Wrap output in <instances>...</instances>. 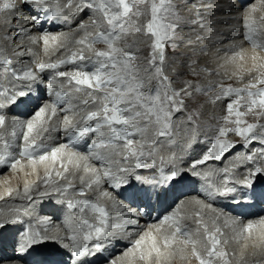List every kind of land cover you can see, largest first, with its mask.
I'll return each mask as SVG.
<instances>
[{
  "label": "snow or ice",
  "instance_id": "1",
  "mask_svg": "<svg viewBox=\"0 0 264 264\" xmlns=\"http://www.w3.org/2000/svg\"><path fill=\"white\" fill-rule=\"evenodd\" d=\"M49 0H22L24 6L34 5L38 9L45 12H50L51 17H63L66 21L69 19L68 12L65 9H74L75 13H90V23L80 22L78 30L84 32V37L74 42L79 45H84L92 50V55L84 54L83 49L78 52H72L69 57L61 59L55 63H39L37 69L43 73L46 69L56 70L67 63L76 64L77 61H88V65H77L73 72L55 71V77L66 78L72 88L66 89L63 93H57V101L49 105L38 107L34 112L32 119L26 122V131L22 134L23 145L20 148L18 155L22 158H28L33 168L37 163H43L49 159L56 162L60 157L67 155L69 162L73 157L78 160L88 161L89 158L99 162L104 168L103 178L113 190L122 187L128 183V176L133 174L130 166L124 167L122 163H127L130 158H135V168L154 167L152 165L140 163L141 158L153 155L151 149L153 145L158 143V137L170 136L173 128V116L185 111V97L192 99L194 93L203 94L205 89L194 85L190 81H185L184 86L177 89L172 87L173 81L165 73V44L170 43L174 50L178 45L175 40L177 37V28L179 27V15L177 5L174 0H67V3L62 7L57 3L55 8L48 7ZM256 9L253 8L252 11ZM16 11L14 0H6L0 5V13L8 12L11 14ZM141 17L145 18V23H139ZM39 20V17H34ZM244 27L248 31L244 34V39L254 46L260 45L254 40L251 25L247 17L243 20ZM89 27L99 29L95 35L87 31ZM201 27L203 25L201 24ZM25 34L29 33V29L21 28ZM143 35L151 40L150 53L147 57V66L138 64L136 52L131 49L133 44L127 43V37ZM65 36L64 33L60 34ZM5 39H13L5 36ZM49 34H45L42 39L46 46L49 44ZM32 42H37V37H32ZM71 38L65 36V43ZM53 42L57 41L56 36H51ZM103 43L106 48L104 50H95L93 45ZM124 46L121 47L120 45ZM63 47V45H61ZM234 47V46H233ZM31 51V49H29ZM17 56L24 55L23 52H17ZM243 59L240 53H236ZM255 60L256 58L253 57ZM6 64H11V60L5 61ZM89 65L91 70H87ZM261 67H264L262 65ZM251 72V70H249ZM194 75L198 73L193 72ZM211 74V73H210ZM219 75V73H216ZM16 83L12 85V90L3 88L0 91V129H3L8 121L3 114V110L9 106L25 104L29 98V92L25 91V87H29L32 82L38 80V76L30 69H25L22 74L13 73ZM53 78V82L55 81ZM242 79V77H240ZM154 82V87L151 85ZM19 85V86H18ZM53 85L49 83L48 87ZM221 92L215 99H229L233 95L235 99H229L226 105L228 113L223 119L232 127L220 126L218 128V136L211 143L209 150L199 161H195L191 166L194 170L198 165L205 164L209 159L221 160L225 153L235 148V142L222 139L229 132L241 137L244 141L243 147L247 148L248 144L253 141L258 142L261 147L254 152L248 153L240 157L242 161L253 163L245 175L242 183L244 187H253L254 180L261 175H264V124L248 123L244 117L249 113L264 119V73H259L252 77L248 84L243 88H234L231 85H219ZM61 88L64 84L61 83ZM83 94L81 96H74ZM74 99L77 103H74ZM211 102V101H210ZM67 104L66 109H61L65 113L73 112L74 114L83 113L80 119L76 122L69 115L63 116V131L69 133L67 143L60 144L57 147L49 148L43 143L42 133L48 132L50 129L46 127V119H51L56 115L58 105ZM82 105V107H81ZM49 107L51 111L49 112ZM245 111H241V109ZM199 113L194 111L186 116V123L191 124L193 128L196 126V119ZM234 116L235 119H230ZM12 136H16V128L24 127L23 124L12 121ZM257 129L260 131L257 132ZM152 131L153 135L149 136ZM35 132V135L33 133ZM76 134V135H72ZM91 136L87 145V154L80 156L77 152L66 153L64 150L68 147H75L79 141L85 137ZM139 136L137 140L135 137ZM40 140V143H37ZM0 141H5V134L0 131ZM175 143V141H172ZM5 141V147H7ZM191 145L189 144V147ZM120 157L121 159H117ZM257 157L261 162L257 163ZM172 165L167 174H161L159 180L153 179L147 181L157 186H171L177 181L182 173L175 166L176 156L172 155L167 158ZM8 157L0 159V163H6ZM163 161L164 158L162 157ZM20 161L12 158V162L6 166L15 168ZM64 167V165H61ZM79 167V164H77ZM67 172V167H64ZM84 172H91L95 175V180L88 183L81 177L82 187L78 190L81 197L86 196L85 188H91L93 184L100 185L101 175L98 169L90 167L87 163L84 166ZM225 173L228 169L223 170ZM58 176L61 174L56 173ZM194 175L203 176L208 179L214 173L210 170L204 173L193 171ZM65 177H62V179ZM135 179L140 180L138 175ZM144 181H142L143 183ZM45 191L41 193L43 196L50 198L63 196L65 192L73 188L71 183L66 185L55 184L49 189L48 178L43 181ZM230 181L227 176L220 185H213L214 192L209 191L208 196L221 195L229 196L235 192L234 187L229 186ZM167 189L165 188V191ZM25 193L30 192L29 185L25 183ZM39 191V189H38ZM11 195V190L8 191ZM102 195H109L107 192ZM159 195V194H158ZM29 201L32 196L28 195ZM61 204L64 201H57ZM66 207L69 209H77L82 214L86 208H91L93 212L98 213L93 217V222L82 215L75 216V220L79 221V230L73 231L71 235L66 236H50L48 234L51 225V219L40 221L43 227H28L22 229L19 237L16 240L17 249L22 254H28L33 251H39L42 246L49 242H61L62 247L67 249L68 261L60 262V264H86L85 257L93 255L94 252L102 251L104 241L110 235L107 223L108 213L103 206L98 203L89 204L87 201H78L73 203L67 201ZM207 207H211L208 204ZM27 214V210H25ZM132 210L129 209L126 215H131ZM199 217V213H197ZM171 221L168 227L173 229L170 234L161 232V229H156L157 233H161L162 239L158 240L156 235L151 232L140 235L134 242V247L139 251V259L149 261L155 256L156 264H160V257L163 256L161 251V243L165 249L171 248L175 242L177 234L185 237L184 243L192 245V253L199 261V264H213L216 258H224V264H228V253L221 250L219 246L227 244L228 240H221L223 235L220 228H215V231H209L207 225L203 226L202 239H193V234L183 226L179 219L171 216H165L161 220V226ZM134 223V221H131ZM196 236H200L201 221L197 219ZM4 227V222L0 221V228ZM251 228V225L248 226ZM247 231V229H245ZM80 238L83 242H78ZM197 243H201L204 249V255L197 250ZM88 245H91L90 247ZM146 245V247H145ZM131 251V249L129 250ZM47 264V262H42ZM114 264V262H113Z\"/></svg>",
  "mask_w": 264,
  "mask_h": 264
},
{
  "label": "bare ground",
  "instance_id": "2",
  "mask_svg": "<svg viewBox=\"0 0 264 264\" xmlns=\"http://www.w3.org/2000/svg\"><path fill=\"white\" fill-rule=\"evenodd\" d=\"M252 1L248 2L249 7L246 8H241L235 0H183L179 2L183 8L188 10L187 17L195 20L194 22L188 21L187 24L188 26H193L192 30L186 29L181 32H183L185 35L196 36L199 34L200 29L205 30V33L201 34L204 38L201 39L200 43L196 44V48L198 50H195L196 48L194 49V52L189 50H180L182 55H204L199 54L202 51L199 47L204 46L206 49H208V53L204 56H200L199 61L196 63L195 66L197 69L190 71L189 75L192 78H207L210 73H213V70L210 71V69L217 65L214 59L217 56L220 58L218 64H223L224 66L216 69L218 71L214 70V77L217 80H221V78H223L221 72H224L225 74L226 72H230L231 75L235 77V79L242 77L247 79L246 81L249 82L252 79L249 78V76H251L253 73H260L264 71V67H261L264 65V54L260 52V48H257L253 44L250 45L249 43L245 42L244 39H242L243 32L248 31L245 29L244 23L242 22L245 17H247L250 25L252 22L253 26H255H251L253 30L251 34L253 35L254 40L256 42H260L264 39V0H262L260 3L259 0H255L256 2L253 1V4L250 6ZM5 2L6 0H0V5ZM58 3H61V6L63 7L67 3V0H58ZM48 4H50L49 8L56 7L52 1H50ZM253 7L256 9V12L254 11V18L250 19V14H252L251 9ZM21 9L22 11H25V8ZM19 10L20 8L16 7L15 12H12L11 14L6 12L8 13L7 22H2L0 19V83L2 85V90L3 88H9L12 90V85L16 83V80H14L9 74V70H7L5 66L1 65V61L5 63V59H10L14 70L19 73L17 66H25L33 58L36 60L41 59L47 63L53 62L63 57L64 53L70 54L74 51L78 52L81 49H83V51H90V49H86V46L76 44L74 41H68V45H70V47H64L65 36L69 37L72 35H79L82 38L84 37V32L78 30V25L82 21L90 23V17L81 20V18L85 17V15L90 16V13L84 12L77 14L75 13L74 9H65V11L69 14V19L66 21L62 16L53 18L51 17L50 12H45L44 16L48 17L49 19L57 20L59 25L54 29L48 28L45 33L40 35L39 33H41V31L37 28L36 24L34 23L35 21L32 20L34 16H30L28 11H26L24 15H21ZM258 14L261 15L257 16ZM196 16L199 17V19H197ZM187 17L185 16V18ZM199 22H204L202 24L203 27H201L200 24H197ZM21 28L29 29L28 37L26 36L27 34L23 35ZM87 31L92 35L97 32L91 27H89ZM58 32L64 33L65 36L59 35L60 44L57 45V50H53L52 48L50 49V45H52L53 42L51 40V36H55V33ZM46 33L49 34L50 37L47 51H45L46 46L44 45L42 39ZM12 35L14 36L12 37ZM5 36L12 37L13 39H5ZM32 37H37V42L33 43L31 39ZM237 38L239 40L238 42H240L238 43L240 44V47L242 48L244 46V50H242L240 54L243 56V59H235L234 61L231 57H233L237 50L230 51L229 48L237 44ZM9 42H11V44L14 46V48H11L12 50H10V53L8 47L6 46V44ZM61 45L64 47L63 54L61 51L63 47ZM140 45H143L141 41ZM93 47L95 48L96 46L93 45ZM233 48H235V46ZM26 49H28V51L25 52L24 50ZM29 49H31V51H29ZM39 51H42V53H39ZM14 52H23L24 55L17 56ZM45 52L47 53L43 55ZM227 57L232 59L228 63L227 60L229 59ZM253 57L256 59L254 60ZM27 59H29V61ZM251 60H254V62L251 63ZM255 63L258 65L256 66ZM195 66L194 68H196ZM178 70L184 71L185 69L181 67ZM249 70H251V72H249ZM73 71L75 70H72L71 72ZM193 72L198 73V75H194ZM216 73H219V75ZM49 74V72L44 73V77H47ZM38 80H40L39 77ZM51 83L53 88L58 89L61 87V83L64 84L65 89H70L73 87L71 86L69 88L67 86L66 80L61 79L59 81L55 80ZM33 86H35V84L28 88L30 93L34 92L35 90ZM43 87V91L38 94V96L40 95L39 98L31 97L25 104H22V109L19 108L17 110V114L16 112L13 113L17 115L19 120L18 122L24 125V127L16 128V136H12L11 134V122L15 121L13 114L10 115V113H12L15 109L11 107H6V112L8 113L5 116L8 123L3 129H0V131L4 132L5 141L8 145L5 147V141H0V159L8 157L6 163H2L4 166L0 167V221L4 222V227L0 228V264H42V262H47V264H56L51 260H45L44 256L48 253L54 255L52 250H56L55 253L58 250H65L66 248L62 247L61 242L57 241L47 243L46 245L42 246L39 251L31 252L29 257L28 255H21L17 249L16 240L18 239L19 232L22 229H27L30 226L36 228L43 227L44 225L39 222L47 221L49 218L51 219V225L49 227L48 234L53 237L57 235H71L73 231H78L79 221L75 220V216L77 215H82L93 222V217L96 215L92 214L88 209H85V212L82 214L80 212H76V209L74 211L67 209V213H63L62 207L63 205H66L67 201L69 200H71L73 203L84 200H92L105 205L109 210L110 214L108 227L110 235L107 240L103 242L104 250L106 252H110L109 258L102 259L99 263L95 264H113V262L114 264H134V260H140L139 257L141 254L135 250V257L132 258L130 252L134 249L135 240L138 239L140 235H143L147 232H151L153 235L157 236L158 240H161V233H157L156 229L160 228L162 233L170 234L173 231V229L168 227V224H170L171 221L164 224L163 226H161V224H154L147 227L143 226L136 228L131 222L135 221L134 215H132V213L131 215L125 214L129 209L122 208V205L118 204V200L112 199L109 195H102L104 192H107L108 194L111 193L110 189L108 188V183L105 179L100 181V185L98 186L93 184L91 188H85V197L79 196L78 190L83 186L81 177H83L84 181L88 183L95 180L94 174L91 175V173L84 172L83 167L85 166V163H87L90 167H95L98 169L99 174L101 177H103L104 168L100 163L92 161L90 165L89 162L78 160L76 157H73L72 161L69 162L68 156L65 155L60 157V159H58L56 162H53L51 159H49L43 163H37L35 168H33V165L29 160L19 158L16 151H14L15 145L19 141V132L27 130L26 122L29 119H32L34 112L37 110V107H39L38 105L41 102L44 105H48L45 99V90L48 88L45 85H43ZM210 95L214 96L215 92L211 93ZM29 96H31V94H29ZM74 96H81L83 98L82 93H74ZM35 99H38V102ZM229 99H235V96L233 95ZM229 99L221 98L215 103L213 102L205 104L202 114L205 116L201 119L221 117L222 115L220 116L219 113H223V107L225 108L229 102ZM73 102L77 103L75 99ZM19 111L24 113L19 116ZM50 111L51 109L49 107V112ZM59 111L60 108L56 110V115L52 117L50 121H48V118L45 117L47 121L45 126H49L50 130L48 132L42 133L43 142L46 145L53 147L59 144L60 138L64 134L62 130L64 125L63 123L61 124L60 120L63 114H60ZM78 117L79 114L73 113L70 115V118H72L73 121H75ZM185 121L186 117H177V119L173 121L172 134L170 136L158 137V143L153 145L151 149L147 148L148 150L153 151V155L145 156L143 157V160L148 162H157L163 157L164 160L162 162L164 165L172 167L167 158L175 155V166L179 168L180 171H184V175L189 180H193L196 177H201L204 179L202 175H194L193 171L204 173L211 170L214 173V175L208 179H204L208 183L210 191L214 192L213 185H220L225 176H227L228 180L230 181V187H244L242 181L248 170L253 166V163L242 161L240 157L254 152L255 150H250V152H247L249 149L238 151L233 150L227 155L228 158L222 161L220 164L218 163L211 165L208 162L212 159H209L205 165L197 166L193 170L191 166L194 163V156L200 151L203 157L205 150L211 145L206 146L200 143V141L203 140V136H208L204 135L207 132L206 129H195L191 124H187ZM196 122H200V120H196ZM257 132L259 131L257 130ZM33 135H35V132ZM151 135H153L152 131L149 132V136ZM195 138H197V141H194L196 140ZM51 139L56 140L52 142ZM21 141L18 143V145H23ZM172 141H175V143H172ZM189 144L191 145L190 147ZM195 147L198 149L197 151ZM65 152L69 153L67 152V149H65ZM12 158L18 159L20 161V163L17 164L15 168L6 166L12 162ZM117 159L121 158L117 157ZM89 160H91V158H89ZM59 162L61 163L60 166L58 164ZM256 162H261L258 157ZM62 164L64 167H67V172H65L64 167L61 166ZM77 164H79V167H77ZM134 165L135 158H130L127 163H122V166H130L132 171L136 172ZM225 168L228 169L227 173L223 171ZM57 172H59L62 177L65 178L62 179L61 177L60 181H56L55 175ZM45 178H48L49 181V191L51 186L55 184L66 185L71 183L73 188L68 189L63 196L54 198L43 196L41 193L45 191V186L43 183ZM25 183L29 185V193H25L24 191ZM183 184L184 187L188 185V183ZM9 190H11V195H8ZM28 195L32 196L31 201H29L27 198ZM214 196L216 198L226 197L215 194ZM60 200L64 201V203L61 204L57 202ZM177 201L178 203L174 206L175 202ZM201 201L196 195L187 193L182 197L179 196V198L174 200V202L171 204L165 203L166 201L163 199L161 205L167 209V212L165 213L166 215H171V217L179 219L183 226H187L188 231L193 234V239H202L204 225H207L209 231H215V228L217 227L220 228L223 235L220 236L219 233H217V235L222 241L225 239L228 240V243H222L219 248L221 250H225L228 253V257H226L228 264H264V212H259L261 208L256 207L252 210L253 212H259L256 215L240 218L236 215H232L221 210L215 205H213L214 207H207L209 204L207 200L201 199ZM144 202H146L148 206H156V200L152 202L150 199L149 202L146 200ZM25 210H27V214ZM197 213H199V217L197 216ZM60 214L63 216L60 217ZM197 219L201 221V235L199 237L195 234L197 229ZM249 225H251V228L248 227ZM58 227L61 228L59 232L55 229ZM245 229H247V231H245ZM184 239L185 237L182 235L176 236L175 241L178 242H174L172 244L170 248L171 250L168 249V253H163V256L160 257V264H193L192 262H197V264H199V261L192 253V245L185 244L183 242ZM127 241L132 242L133 245H129L130 243ZM78 242L87 243L83 242L80 238H78ZM4 246L9 248H6L7 250H3ZM160 247L161 251L163 252L165 248L163 247L162 243ZM128 248H130L131 251L121 255V252ZM196 248L201 252L202 255H204V249L201 243H197ZM139 264H156L155 256H153V259L149 261L140 260ZM213 264H224V258L214 259Z\"/></svg>",
  "mask_w": 264,
  "mask_h": 264
},
{
  "label": "rangeland",
  "instance_id": "3",
  "mask_svg": "<svg viewBox=\"0 0 264 264\" xmlns=\"http://www.w3.org/2000/svg\"><path fill=\"white\" fill-rule=\"evenodd\" d=\"M180 1H183V0H174V3L177 5V12H178V15H179V27L177 28V37H176V40H175V42H176V44L178 45V47H176L174 50L171 48V46H170V43H166L165 44V55H166V61H165V73L170 77V79L173 81V84H172V87H174V88H177V89H179V88H181V87H183L184 86V82L185 81H190V82H192L194 85H197V86H199V87H201V88H203V89H205V91H204V93L203 94H200V93H194V96H193V98L192 99H188L187 97H185V105H186V108H185V111L184 112H181V113H178V114H175L174 116H173V121H175V119H177V117H186L189 113H192V112H194V111H196V112H198L199 113V116H198V118L196 119V120H200V122H196V126H195V129H198V130H201V129H206L207 130V132H206V134H204V135H208L207 137H205V136H203L202 137V139L203 140H201L200 141V143H202L203 145H211V143L212 142H214V140H215V138L218 136V128L220 127V126H226V127H232L233 125H231V124H227L226 122H225V120L223 119L224 118V116H226V115H228V113H227V111H226V106H225V108L223 107V113H219V115L221 116V117H213V118H204V119H201L202 117H204L205 115H202L203 114V107H204V105L205 104H207V103H215L216 101H218V100H216L215 99V97L218 95V94H220V92H221V89H220V87H219V85H223V86H228V85H231L232 87H234V88H239V87H244L246 84H248L249 82H247L246 80L247 79H245V78H236L235 79V77H233L232 75H231V73L229 72H226V74L224 73V72H221L222 73V75H223V78H221V80H217L215 77H214V70H216V69H218V68H220V67H224L223 66V64L221 65V64H218V61H219V57L217 56L216 58H214L215 59V61H216V64L217 65H215L212 69H210V71L211 70H213V73H211L210 75H208L207 76V78L206 77H201V78H192L190 75H189V73H190V71H194V70H196L197 69V67L195 66L196 65V63L199 61V59H200V56H204V55H206L207 53H208V49H206L204 46H200L199 48H200V50H202L201 51V53H199V54H204V55H182V53L180 52V50H189V51H192V52H194V49L196 48V44H198V43H200V41H201V39L202 38H204V37H202L203 35H201V34H203V33H205V30L204 29H200V31H199V34H197L196 36H192V35H185L183 32H181V31H184V30H186V29H188V30H192L193 29V26H188L187 24H188V21L189 22H194L195 20L194 19H192V18H188L187 16H188V10L186 9V8H183L182 6H181V4L179 3ZM254 2H256L255 0H253ZM253 1H252V3L250 4V6L253 4ZM52 2H54V5L56 4L57 5V3H58V0H52ZM260 2H262V0H259V3ZM55 5V6H56ZM249 7V6H248ZM254 8V7H253ZM252 8V9H253ZM252 9H251V13L252 14H250V19H253L254 18V11H252ZM20 12L22 11V9H20L19 10ZM245 12V11H244ZM256 12V11H255ZM261 14H258L257 16H260ZM8 13H6V12H4V13H0V19H1V21L2 22H7V20H8ZM185 16L187 17V18H185ZM87 17H90L89 15H85V17H83V18H81V20H83V19H86ZM197 17V16H196ZM27 18H29V17H27ZM197 19H199V17H197ZM139 23H141V24H143V23H145V18L144 17H141L140 18V20H139ZM204 22H199V23H197V24H203ZM251 26H253V24H252V22H251ZM253 27H255V26H253ZM91 28H94V27H91ZM95 29V31H99V29H97V28H94ZM1 30V29H0ZM42 33H45V31L44 32H41V33H39L40 35L42 34ZM25 33H23V35H24ZM47 34V33H46ZM61 33L60 32H58V33H55V36L57 37V41H55V42H52V45H50V49L52 48L53 50H57V45H59L60 44V35ZM184 34V35H183ZM14 35H12V37H13ZM27 37L29 36V34H27L26 35ZM71 39L69 40V41H75V40H79V39H81L82 37L81 36H75V35H72V36H69ZM140 38V39H139ZM134 41H135V43H134ZM140 41L143 43V45H140ZM239 40H238V38H237V44H233L234 46H235V48H233V47H231V48H229V50L230 51H232V50H237L235 53H234V55H233V57H231L234 61H235V59H238V60H240V56H238V55H236V53H240L241 54V52H242V50H244V46L243 45H241V46H243L242 48L240 47V44H238V43H240V42H238ZM145 42V43H144ZM127 43L128 44H133L134 43V46H133V48L131 49L132 51H134V52H136V56H137V63L138 64H141L142 66H147V57L149 56V53H150V44H151V40L150 39H148L147 37H145V36H143V35H140V34H137V35H135V36H129V37H127ZM64 44V43H63ZM232 45V46H233ZM237 45V46H236ZM6 46L8 47V50H9V53H10V50H12L11 48L13 47L14 48V46L11 44V42H9V43H7L6 44ZM53 46V47H52ZM65 46H67V47H70V45H68V42H67V44L65 43L64 44V47ZM95 50H104L105 48H106V46L103 44V43H98V44H95ZM121 47H123L124 45L123 44H121L120 45ZM64 47H63V49L61 50L62 51V54L64 53ZM87 50H88V48H86ZM238 49H240V50H238ZM20 50H22V49H20ZM195 50H198L197 48L195 49ZM25 52L26 51H28V49H26V50H24ZM75 52V51H74ZM88 53V55H92L93 53H92V50H90V51H84V54H86L87 55V53ZM262 52V51H261ZM14 53H16V52H14ZM28 53V52H27ZM39 53H42V51H39ZM47 52H45V53H43V55H45ZM67 54H69V53H64V55H67ZM40 55H42V54H40ZM63 55V56H64ZM224 56H226V55H224ZM228 56V55H227ZM264 56V55H263ZM238 57V58H237ZM228 58V57H227ZM231 58H228L229 60H227V63L229 62V61H231L232 59ZM28 61H29V59H27ZM56 61V60H55ZM54 62V61H53ZM254 62V60H251V63H253ZM39 63H46V61H42L41 59H38V60H36L35 58H33L32 60H30L29 61V63L27 64V65H25V66H17V68H18V70H19V72H20V74H22L23 73V71L25 70V69H30L34 74H35V72H34V68H36V66H37V64H39ZM224 63V62H223ZM226 63V62H225ZM23 65H24V63H23ZM254 65V64H253ZM255 65L257 66L258 64L257 63H255ZM194 66L196 67V68H194ZM183 68V69H185L184 71H180V70H178L179 68ZM205 69V68H204ZM8 70V69H7ZM72 70H76V69H71L69 72H71ZM216 71H218V70H216ZM220 71H222V70H220ZM66 72V71H65ZM262 72H264V71H262ZM262 72H260V73H262ZM44 73H47V71L46 72H44ZM259 73L258 72H255V73H253L251 76H249V78H252V77H255L256 75H258ZM47 77H55V75H51V74H49ZM47 77H44V79H46ZM58 79H61V80H66V78H61V77H55V80L56 81H58ZM217 81H216V80ZM239 80V81H238ZM241 80V81H240ZM238 81V82H237ZM51 82H53V80L52 81H50V82H48V83H51ZM236 83H237V85H236ZM33 84H35V86H33L34 87V92H32V93H29V94H31V96L30 97H36V98H39L40 97V95L38 96V94L39 93H41L43 90H42V88H44L43 87V85H44V83H43V81H41V80H37V81H35V82H32V84L29 86V87H26V88H30ZM71 86H73V85H69L68 87L70 88ZM152 87H154V82H153V84L151 85ZM54 89H58V88H54ZM212 89V90H211ZM47 92V90H45V93ZM213 92H215V95L214 96H211L210 94L211 93H213ZM34 94V95H33ZM35 100H38V99H35ZM211 101V102H210ZM221 103H222V101H221ZM38 104V103H37ZM44 104L41 102L38 106L40 107V106H43ZM221 105V104H220ZM37 109H38V107H37ZM241 111H245V109H241ZM65 114H67V115H71L70 113H65ZM65 114H63L62 116H61V118H60V120H61V124L63 123L62 121H63V116L65 115ZM13 117H14V119H15V121H19L18 120V117H17V115H15V114H13ZM230 119H235V117L234 116H232V117H230ZM244 119L248 122V123H261V124H264V119H261V118H258L257 116H255V115H253V114H251V113H249L246 117H244ZM48 121H50V119H47ZM59 120V121H60ZM46 127H49V126H46ZM56 128V127H55ZM25 129V128H24ZM23 129V130H24ZM63 130V129H62ZM258 131H260L259 129H257ZM25 131V130H24ZM24 131H20L19 132V141H18V143H20V141L22 140V134H23V132ZM212 132V133H211ZM135 139H137V140H139L140 139V137L139 136H137V137H135ZM196 140H194V141H197V138H195ZM222 139H226V140H228V141H232V142H235L236 143V145L238 146V145H242V143L244 144V142H243V139L241 138V137H239V136H237V135H234V133H231V132H229L228 134H227V136L226 137H224V138H222ZM234 139V140H233ZM18 143L15 145V147H14V149L16 148V146L18 145ZM21 143H23V140L21 141ZM236 146V147H237ZM261 147V145L258 143V142H256V141H253L252 143H250V144H248V146H247V148H245V147H243V146H239V147H237V148H235L234 150H236V151H238V150H245V149H249L247 152H250V150H256L257 148H260ZM209 148L210 147H207V149L206 150H209ZM195 149H196V151L198 150L196 147H195ZM146 150L147 151H150V150H148L147 148H146ZM233 150H231V151H228L225 155L226 156H223V158L220 160V161H218V160H215L214 158L211 160V161H209L208 163L209 164H211V165H215V164H220L222 161H224V160H226L228 157H227V155L230 153V152H232ZM198 154H201V152L199 151L198 152ZM59 164V166H60V162L58 163ZM84 168V167H83ZM136 170V172L137 173H139L140 171L139 170H137V169H135ZM89 173V172H88ZM93 173H91V175H92ZM56 176V181H60V179H61V177H62V175H60V176H58L57 174L55 175ZM206 182V181H205ZM207 183V182H206ZM207 185H208V183H207ZM40 199V198H39ZM178 203V201L177 202H175V204H174V206L176 205ZM24 204V203H23ZM26 205V204H25ZM212 205V204H211ZM76 212H79V210L78 209H76L75 210ZM63 215L62 214H60V217H62ZM58 232L60 231V227H58V228H55ZM20 233V232H19ZM175 242H178V241H175ZM50 243V242H49ZM180 243H183V242H180ZM244 243H246V242H244ZM46 245V244H45ZM4 249L3 250H7L9 247H7V246H4L3 247ZM7 248V249H6ZM131 248V247H130ZM130 248H128V249H126V250H123L122 252H121V255H123V254H126V253H128V251L130 250ZM169 250H171L170 248H168ZM168 249H165L164 251H163V253H168L169 252V250ZM135 247H134V249H133V251H131L130 253H131V255H132V258H134L135 257ZM127 251V252H126ZM139 252V251H138ZM137 252V253H138ZM140 253V252H139ZM139 262H140V260H134V264H139ZM188 262H189V260H188ZM187 262V263H188ZM192 262V261H191ZM193 264H197V262H192ZM11 264V263H10Z\"/></svg>",
  "mask_w": 264,
  "mask_h": 264
}]
</instances>
